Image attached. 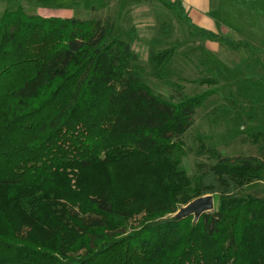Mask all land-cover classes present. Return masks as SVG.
<instances>
[{
    "label": "trees",
    "instance_id": "trees-1",
    "mask_svg": "<svg viewBox=\"0 0 264 264\" xmlns=\"http://www.w3.org/2000/svg\"><path fill=\"white\" fill-rule=\"evenodd\" d=\"M116 29L23 6L0 14V264H264V198L248 190L264 160L200 139L215 162L191 176L183 137L210 92L156 93ZM172 54L151 51L158 76ZM207 194L214 211L173 217Z\"/></svg>",
    "mask_w": 264,
    "mask_h": 264
},
{
    "label": "rangeland",
    "instance_id": "rangeland-1",
    "mask_svg": "<svg viewBox=\"0 0 264 264\" xmlns=\"http://www.w3.org/2000/svg\"><path fill=\"white\" fill-rule=\"evenodd\" d=\"M166 1L174 3V5L177 4L176 0ZM214 1L216 4L217 0ZM92 4L96 8H93ZM105 4L109 3L105 2ZM222 5L223 8L230 11L229 25H239L238 19L242 15L243 8L252 9L248 10L249 13L247 14L251 17H254L255 14L263 15L264 13V0H223ZM18 6H23L28 13L44 16L111 19L117 25L115 35L129 42L133 51L140 57L138 67L141 69L142 79L156 93L172 99L179 98V92L188 96L210 92L207 99L197 109L193 126L183 137L186 144L183 152H181L183 166L191 176L197 174L198 163L215 162L209 153L197 154L200 139L224 155L253 154L260 158L264 157V138L259 137L260 140L257 143L252 140L249 141L250 138L254 137L255 132L264 130V117L260 115L262 110H257V112L251 110L243 99V96L249 95L245 91L253 95L255 91H258L259 87L257 90L254 87L255 80L258 81L257 84H264V77H255L257 71L250 69L251 67L248 68L250 70L247 74L243 72L245 70L243 65L250 63L249 60L231 59L229 60L230 63L225 61L222 63L219 61V59L223 60L220 51L214 50L212 52L209 46L206 47L205 44L207 43L196 44L193 35L197 32L196 26L192 25L195 20L181 19L178 4L174 7L175 10H173L174 8H165L164 12L160 11L167 23L158 24V36L152 39L150 48L145 43H148L146 41L148 40L147 36L149 39L151 38L146 34V30L139 32L140 35H147L142 38V41H136L132 33L134 31L132 26L137 24L133 15L136 8L126 10L125 8H114L112 4L104 7L101 0H0V14L6 8L15 9ZM153 9L156 8H151L152 11H154ZM215 15L220 20L219 25L227 23L220 18L219 8H216ZM242 31L252 35L256 34L255 30ZM256 31L262 33V30ZM259 36H261L260 33ZM230 38L233 41L236 40L232 36ZM260 46L264 47L261 44ZM170 49L173 54L169 63L163 68L165 71L163 77H160L149 62L150 53L152 50L165 51ZM232 49V52H237L234 50L235 48ZM249 50L252 51L253 49L249 48ZM202 58L203 60H201ZM206 59L210 65L215 67V71L208 69L205 63ZM260 90L264 96V87ZM258 94L260 95L259 92ZM251 112L256 113L255 116L249 114ZM248 190L254 196L259 195L257 192L259 190H256L254 185Z\"/></svg>",
    "mask_w": 264,
    "mask_h": 264
},
{
    "label": "crops",
    "instance_id": "crops-1",
    "mask_svg": "<svg viewBox=\"0 0 264 264\" xmlns=\"http://www.w3.org/2000/svg\"><path fill=\"white\" fill-rule=\"evenodd\" d=\"M101 2H103L104 7L111 6L112 4L114 8H125L126 10H130L129 8H136V10L133 11V15L135 17L134 18L135 21H137V24H134V26H132L133 27L132 30H134L132 33L136 41L137 40L142 41V38H145V36L149 35L151 38L149 39L147 36L148 40L146 41H148V43L144 41L146 44L149 45V48L152 39L158 36V31H157L158 24L167 23L166 21H164L162 12L160 11L164 12L165 8H171L166 4L164 0H109V1L101 0ZM105 2L109 4H105ZM180 2L182 3V8L184 12L187 14L190 20L191 19L193 21L195 20L194 22H192V25L196 26L198 30L199 29L211 30L216 34H219L220 36L229 38L230 40H231L230 37L232 36L234 39H236L235 41H240V42L245 41L246 44H250L251 46H254L256 49H253L251 51L249 50V48L251 47H240V48H235L234 50L237 52L234 53L232 52L233 50L232 47L224 43L223 41L193 34L196 44L200 42L207 43L205 44L206 47L209 46L212 52H214V50L220 51L222 53L223 60L219 59V61H221L222 63H224V61L230 63L229 60L231 59L249 60L251 61L250 63L243 65L245 68L243 72L247 74L248 70L254 69L257 71L255 73V77H259V76L264 77V47L260 46V44L264 45V36H263L264 13L263 15L255 14L254 16L255 18H254L249 15L247 16V14L249 13L248 10H252L251 8H243V10L241 11L242 15H240V18L238 19L239 25L235 26L234 24L231 25L228 24L230 22V14H229L230 11L227 8H223L222 5L223 0H217L216 4L214 0H180ZM92 7L96 8L94 4H92ZM151 8H156V9L155 10L153 9L154 11H152ZM216 8H219L220 18L224 22H227L225 25L218 24L220 20H218V17L215 15ZM231 18L234 17L231 16ZM140 30H146L145 32L147 35L146 34L140 35L139 33ZM242 30H255L256 34L252 35ZM256 30H262V33ZM259 33L261 34V36H259ZM226 36H230V37H226ZM208 59L211 58L208 57ZM208 59L205 60L208 69H212L213 71H215L216 70L215 67L209 64ZM201 60H203V58ZM255 82L256 84L254 87L256 90L259 87L258 91H255L254 95L250 92L245 91L249 95L243 96V99L246 101L247 106L251 108V110H256V112L257 110H262L260 115L264 117V96H262V91L260 90L262 89V87H264V84L262 83L257 84L258 82L257 80H255ZM258 92L260 93V95L258 94ZM250 95H252L253 97ZM249 114L255 116L256 113L251 112ZM258 132L262 133V135L264 134L263 129L258 130ZM262 159L264 160L263 156ZM255 189L259 190L257 191L259 193L258 196L264 198V178L256 183Z\"/></svg>",
    "mask_w": 264,
    "mask_h": 264
},
{
    "label": "water",
    "instance_id": "water-1",
    "mask_svg": "<svg viewBox=\"0 0 264 264\" xmlns=\"http://www.w3.org/2000/svg\"><path fill=\"white\" fill-rule=\"evenodd\" d=\"M216 208V198L213 194H207L195 198L188 204L182 206L173 217L186 218L193 216L195 220H199L204 213L212 212Z\"/></svg>",
    "mask_w": 264,
    "mask_h": 264
}]
</instances>
